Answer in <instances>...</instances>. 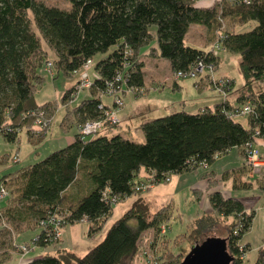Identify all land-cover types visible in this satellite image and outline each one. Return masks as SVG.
Wrapping results in <instances>:
<instances>
[{
    "label": "trees",
    "instance_id": "1",
    "mask_svg": "<svg viewBox=\"0 0 264 264\" xmlns=\"http://www.w3.org/2000/svg\"><path fill=\"white\" fill-rule=\"evenodd\" d=\"M65 1H69V9L38 0H0V138L5 142L14 141L20 130L30 144L41 141L44 137L31 139L27 134L40 111L49 122L46 131L49 129L53 116V110L46 108L49 102L39 105L33 99L43 83L45 63H50V71L53 69L52 79L59 74L78 76L88 61L86 71L90 69L93 74L88 72L91 96L71 105L80 92L72 97L76 91L72 87L58 97L63 110L59 129H74L71 142L0 177V186L7 191L6 203L0 206V224L5 219L24 224L25 231L36 229L29 244L44 247L60 240L54 230L60 232L67 224L79 221L88 224L87 236L101 233L113 214V204L133 200L106 229L101 242L84 254L77 256L57 246L53 252L14 264H133L141 235L158 231L172 217L168 203L154 210L146 192L156 185L169 184L176 175L198 170L204 172L201 178L205 180L210 210H203L190 223L188 237L205 239L206 233L223 220L229 225L225 239L234 257L231 264H242L240 256L249 245L240 247L238 242L252 225L254 206L246 205L247 198L228 194L223 185L227 176H232L233 189L251 187V182L243 178L248 175L247 152L256 151L263 163L259 170L264 168L260 150L264 143V89L254 90L255 83L264 82V0H209L211 3L206 4L202 0ZM226 17L230 18L227 25ZM248 22L256 25L247 31L236 29ZM192 25L210 28L214 41L210 47L186 42ZM226 53L238 58L242 86L236 88L234 80L226 76L225 86L215 87L208 72L182 77L196 78L198 91L208 86L218 92L221 98L212 106L195 111L181 107L141 122V142L121 134L107 137L101 133L107 126H118L120 119L114 125L105 122L101 131L84 139L77 131L87 120L106 121L97 107L105 106L101 98H112L106 92L107 83L121 91L118 95L122 100L128 92L136 97L147 93L145 58L168 61L174 86L182 79L174 78L175 72L187 73L198 63L206 70L210 68L215 81L221 79L220 56ZM99 55L103 57L97 58ZM116 76L120 80L115 82ZM232 90L238 91L233 104L228 100ZM123 105L124 101L119 110ZM231 151H240L242 164L232 160L220 174L211 169ZM9 160L11 155L0 154V165ZM201 191L200 186L193 190L197 203ZM161 237L168 241L166 235ZM165 254L164 261L158 260L159 255L154 258L157 264H180L171 251ZM258 256L255 264H260L264 249Z\"/></svg>",
    "mask_w": 264,
    "mask_h": 264
},
{
    "label": "rangeland",
    "instance_id": "2",
    "mask_svg": "<svg viewBox=\"0 0 264 264\" xmlns=\"http://www.w3.org/2000/svg\"><path fill=\"white\" fill-rule=\"evenodd\" d=\"M42 2L44 5L48 6H54L59 7L63 9H69L70 3L69 1L65 0H38ZM225 25L230 23V18L226 17L224 20ZM256 24L254 22H248L246 25H243L242 28L236 27L237 30L247 31L248 29H251ZM212 32L210 31V28L206 26H195L192 25L191 29L188 31L186 37V42L190 43V45L198 46L203 48L205 45L206 47H210V45L214 42L213 37L211 36ZM212 42V43H211ZM210 44V45H209ZM208 45V46H207ZM103 56L99 55L97 58H101ZM222 59V62L218 69V74H222L224 71H227V75L231 76L232 80H234V84L236 88L242 86L243 79L240 73V70L238 69V63L236 62L238 60L237 56H232L230 54H222L220 56ZM96 58L93 59V62ZM147 64V70L149 75L146 78V82L149 81L151 78H157V79H163L164 76H171L172 72H170L165 65L164 62H168L166 60H163L164 62H157L154 59H148L146 60ZM43 67V66H42ZM157 72H155V71ZM152 71V73H151ZM92 74V70H88ZM88 73V75H90ZM41 74L44 78L43 83L38 88V90L34 93L33 99L35 100L36 104H41L44 102H49V104L46 106L47 109L53 110L52 113V119L51 124L49 126V129L46 131V129L36 132V130H32L28 132L27 134L31 135V139H39L41 137H44L41 141L37 143H29L26 138V134L23 130H20L17 132V137L12 142H5L2 138H0V154H7L12 156V160L7 162L4 165H0V177L4 174H8L10 172H13L15 170L21 169L23 166H26L28 164H31L33 162H36L38 160H41L43 157L46 156V154L52 152L55 149H59L64 147L66 145L65 138H71L74 129L71 128L67 132H61V127L59 126L60 118L62 116L63 110L58 105V97L60 96L61 92L65 89L72 88L77 89L75 87V83L77 80V75H72V77L67 78L63 77L62 75H57L56 78L52 79V76L54 75L53 69L52 71H49L47 73L43 69L41 70ZM93 75V74H92ZM221 79H224L226 76H221ZM208 78V77H207ZM207 78H205L207 80ZM91 79V75H90ZM162 81V80H161ZM196 81V78H182L179 80L182 84L184 83L185 86L183 89L179 92L177 91H171L170 88L159 86L153 88V85L160 84L158 81H150L149 84H147L146 91L149 90L148 94L152 95L153 98L155 93L159 95L161 98L160 101H163V104L159 106L161 108L162 106L169 105V108L166 112H170L173 110H178L179 107L176 104L177 101L185 99V103L187 104L186 109L191 111L192 105H196V107L199 106V100H195L194 98L198 95L195 93L196 90L193 91L194 87L193 83ZM211 81V80H210ZM166 84H170L171 80L164 81ZM188 83V85H186ZM151 84V86H149ZM73 85V86H72ZM86 86V85H85ZM87 87V86H86ZM80 91L79 94L74 97L72 104L79 103L84 98L91 96V87H88ZM264 89V82L255 83L254 90H260ZM82 89V88H81ZM215 92V91H214ZM236 92V91H235ZM91 93V94H90ZM195 93V94H194ZM211 94V91L209 92ZM213 93V92H212ZM218 93V92H216ZM214 94V93H213ZM127 96V97H126ZM123 96V101L125 104V107L128 108L132 103L130 99L132 100H138L136 105L141 106L142 109L145 108L144 104L142 103L144 98L139 97L138 99H135L131 94L128 93V95ZM221 98V96H220ZM215 98H213L214 101ZM104 100H108L107 98H104ZM216 100V99H215ZM140 101V102H139ZM213 101L208 100L206 103H212ZM213 104V103H212ZM210 104V105H212ZM111 106L114 105L110 104ZM105 106V108H109L111 106ZM133 105V104H132ZM209 105V104H207ZM134 106V105H133ZM53 107V108H52ZM52 108V109H51ZM120 110H118L117 117L120 115ZM157 113V112H156ZM155 112H152L151 114H154L156 116ZM158 115V114H157ZM140 116V115H139ZM150 117V116H149ZM140 118V117H137ZM141 119V118H140ZM140 119L133 120L134 125L131 128L132 134H135V131H141L139 129L138 125H135L137 121ZM144 119V118H143ZM242 121H244V118H241ZM64 124H68L67 119L63 120ZM49 124H47L48 126ZM46 126V127H47ZM60 127V129H59ZM119 130H116L115 127H111V131L107 130L106 134L111 136L113 134H117ZM102 134H105V130L101 131ZM142 131L140 134L135 135L132 137V140L135 142H141L144 139ZM263 145V144H261ZM261 149V148H260ZM234 152V151H233ZM261 154L264 156V151H261ZM229 155V154H228ZM18 156V157H17ZM227 156V154L225 155ZM223 156V157H225ZM264 167V166H263ZM248 169V175L244 176L243 178L248 179L251 182V187L249 189L245 190H235L233 189L229 183H224V188L233 191L234 193L240 192L246 195L247 197H252L249 199V201H246V205L249 207V205L253 204V209L255 212L254 218L252 220V227L248 229V231L245 232V235L242 237L241 240L238 242V246L242 247L243 244L249 245V248L246 252H244L240 257L242 260V264H255L257 261V258H259V252L260 250L264 249V168L261 170H254V168H250L249 166H246ZM259 171V172H258ZM256 176V177H255ZM174 177L171 178L173 180ZM261 180V181H260ZM261 186V187H260ZM201 192L200 195V202L195 203L194 200L190 202L191 197L187 196L183 193L180 194H171L169 193V184H160L154 186V188H151L149 193L146 195L151 197L152 200V207L155 208V205H158L160 203H156L158 201H161L162 199L168 200L169 197H171L175 202V209L172 213V217L168 219L167 221H164L163 225L164 227V235H166V239L168 241H163L164 239L161 237V229H158V231L148 230L144 234L141 235L139 242V252L135 256L134 260L132 261L133 264H153V262L156 263L154 258H156L159 255L158 259L160 262L164 261L166 259V254L163 255V252H172L176 258L175 260H178V262L181 260L183 261L184 257H186L190 251L191 247L194 246L197 243H201L204 239H199L198 241L193 238H189L188 234L191 230L190 221L193 219V217L197 216L196 213H201L203 209H206V211L210 210L209 203L207 202V199L205 198L206 192H205V183H201ZM255 198V199H254ZM131 198H127L122 200L121 202H115L114 205V211L111 216V218L107 221L106 225L102 229L101 233H98L94 236H87L86 228H88V224H86L84 221H79L75 224H67V226H64L60 230V240L57 242V244H46L44 247L39 246H32L29 244V241L31 238L35 236L36 229L32 231H25L23 230V225L10 223L9 221L2 219L0 224V259L3 260L0 264H14L17 261H25L29 258H34L36 256H40L43 253L47 252H53L57 246L65 247L70 250L71 252L75 253L77 256H80L84 254L88 249H91V247L95 246L99 242H101V239L106 233V229L112 224V222L120 217L125 209H127L131 202ZM206 200V201H205ZM169 202V200H168ZM6 203L5 199H0V206L4 205ZM165 203V202H164ZM167 204V203H166ZM171 203H168L167 206L168 211H172ZM221 223L220 226H217V228H213L210 232L206 233L205 236H217V237H226L228 234V224H226L223 220H220ZM236 229V228H235ZM156 232V233H155ZM236 230L234 231V233ZM187 235V236H186ZM207 238V237H206ZM26 244H25V243ZM226 241V246H227ZM20 243H24V246L20 245ZM28 245V246H27ZM227 246V252L231 254L228 250ZM9 255H12V258L3 259L4 257H8ZM26 255V256H25ZM25 256V258H23ZM10 257V256H9ZM157 261V262H159ZM180 261V262H181ZM157 264V263H156ZM159 264V263H158ZM260 264H264V257H262Z\"/></svg>",
    "mask_w": 264,
    "mask_h": 264
},
{
    "label": "crops",
    "instance_id": "3",
    "mask_svg": "<svg viewBox=\"0 0 264 264\" xmlns=\"http://www.w3.org/2000/svg\"><path fill=\"white\" fill-rule=\"evenodd\" d=\"M186 38V37H185ZM208 46V45H207ZM204 47H206V45L204 46ZM148 59H154L155 61H157V62H164L163 61V59H158V58H152V57H148V58H145L144 59V62H145V67L143 68V73H144V84H145V86L147 85V84H149V82L150 81H158V83L160 82V84H154L153 85V88L154 89H156L155 87H158V88H160L161 86H163V85H166V86H164V87H167L168 89L170 88V90L171 91H177V92H179V91H181L182 89H183V87L185 86V84L183 83H181V82H179V80L178 81H176V82H174V86L172 85L173 83H172V76H164L163 77V79H157V78H151V79H149V81L148 82H146V78H147V76L149 75V73H148V70H147V67H146V65H148L147 64V61L146 60H148ZM237 63H238V60L236 61ZM165 63V65L164 66H166V68L171 72V70H170V67H169V63L167 62H164ZM155 71V70H154ZM156 72V71H155ZM151 73H152V71H151ZM157 73V72H156ZM221 75H225V76H229V75H227V71L225 72H223ZM229 77H231V76H229ZM162 80V81H161ZM166 80H171V83L169 84H166L164 81H166ZM195 83V82H194ZM193 83V86H195V84ZM186 85H188V83H186ZM149 86H151V84L149 85ZM160 86V87H159ZM152 87V86H151ZM234 89H235V87H234ZM194 90H196L195 91V93H197V95H198V97L196 96L194 99L195 100H199L200 102H199V106L198 107H196V105L194 106V105H192V106H190L192 109H191V111H195V109H198L199 107H204V106H206L207 104H209V106H212L213 104H215L217 101H219L220 100V96H219V94L218 93H216V92H214L213 90H211L208 86H206L205 88H202V89H199V91H198V88L197 87H194V89H193V91ZM211 91V94L209 93ZM148 92L149 91H147V93L146 94H143V95H139V97L141 96V97H143L144 98V100H143V104H144V106H145V108L144 109H142L141 108V106H139V105H136L137 104V102H138V100H132V99H130V101H131V103L134 105H130V106H128V108L127 107H125V104L123 105V108L121 109V111H120V115L118 116V118L120 119V122H119V124H118V126H115V128H116V130H119V132L117 133V134H121V135H123L124 137H126V138H128L129 140H132V137H134L135 135H137V134H140V132L141 131H135V134L133 133L132 134V127H133V125H134V122H133V120H135V119H140L139 121H137L136 123H135V125H140V123L141 122H143V121H146V120H150L152 117H153V115L154 114H151L152 112H157L155 115L156 116H158V115H161L162 113H165L167 110H168V108H169V105H167V106H162L161 108H159V106L160 105H162L163 104V101H160L161 100V98L159 97V95H157L156 93L154 94L155 96L152 98L151 96L152 95H150V94H148ZM214 94H213V93ZM129 93V92H128ZM128 93L127 94H124L123 96H126V95H128ZM194 93V94H195ZM91 94V93H90ZM129 94H131V93H129ZM131 96H133L135 99H138L139 97H136V96H134V95H132L131 94ZM127 97V96H126ZM236 97H238V91L236 90V92L235 91H233L232 90V92L231 93H229V95H228V100H229V102H231L232 104L233 103H235V99H236ZM104 98H107L108 100H104ZM213 98H215L214 99V101H213ZM211 99V101H213L212 103H206L208 100H210ZM101 101H102V103L106 106H109L110 104H112V98H110V97H103V98H101ZM140 102V101H139ZM186 101H185V99L183 98V100H179V101H177V103L175 104L174 103V105H177L179 108H186L187 107V104L185 103ZM210 104H212V105H210ZM158 114V115H157ZM140 115V116H139ZM150 116V117H149ZM156 116H154V117H156ZM137 117H140V118H137ZM144 118V119H143ZM245 122V121H244ZM105 130V136H109V135H107L106 134V132H107V130H109V131H111V128L110 127H108L107 126V128L106 129H104ZM74 134V133H73ZM114 135V134H113ZM71 140H72V137L71 138H65V141H66V143L68 144L69 142H71ZM261 149V151H264V143H263V146L262 147H260ZM263 156V155H262ZM18 157V156H17ZM234 161L235 163H238V164H242V157H241V155H240V151H231L230 152V154L228 155L227 154V156H225V157H221L216 163H215V166L213 167V168H211V169H213L215 172H217L218 174H220L223 170H224V168H225V166L226 165H230V162L231 161ZM227 167V166H226ZM226 169V168H225ZM9 174V173H8ZM201 174H204V172L203 171H195V172H187L186 174H182V175H176V177H174V179L173 180H170V183H169V190H170V192L169 193H171V194H180V193H183V194H185L186 196H187V192L189 193L188 195L191 197V199H190V202L192 201V199L194 200V202L195 203H197V201H196V197H195V195H194V192H193V190H194V188H199V186L201 185V183H205L204 181V179H202L201 178ZM246 176H248V175H246ZM231 178H232V176L230 177V176H227V181L226 182H224V183H229V185L232 187V180H231ZM223 190L224 191H226L228 194H230V195H235V196H237V197H240V198H247V199H250V198H252V197H247L246 195H244V192L243 193H240V192H236V193H234L233 191H230V190H228V189H226V187L224 188L223 187ZM147 193H149V192H146V194ZM145 194V195H146ZM147 199L148 200H150V201H152L153 199L150 197L149 198V196L147 195ZM255 199V198H254ZM133 200V199H132ZM131 200V201H132ZM168 200H169V202L171 203V205H172V213H173V211H174V209H175V201L171 198V197H169L168 198ZM168 200H167V202H166V200H164V199H162L161 201H158V202H156V203H160V204H158V205H155V208H154V210L155 209H157V208H160V207H162V206H165L166 205V203H169L168 202ZM165 202V203H164ZM131 203V202H130ZM199 203V202H198ZM153 205V204H152ZM203 210H205V209H203ZM203 210H202V212L201 213H203ZM201 213H196V215L197 216H195V217H193V219L190 221V222H193L194 220H195V218H197V217H200V215H201ZM253 220V219H252ZM252 227V226H251ZM209 237V236H208ZM207 237V238H208ZM215 237H217V236H215ZM219 238H221V239H223V238H225V237H219ZM206 239V238H205ZM10 256V257H9ZM8 256V258H12V255H9ZM26 256V255H25ZM25 256L23 257V258H25ZM32 258V257H31ZM30 259V258H29ZM21 262V260H19V261H17L16 263H20ZM143 264V263H142Z\"/></svg>",
    "mask_w": 264,
    "mask_h": 264
},
{
    "label": "built area",
    "instance_id": "4",
    "mask_svg": "<svg viewBox=\"0 0 264 264\" xmlns=\"http://www.w3.org/2000/svg\"><path fill=\"white\" fill-rule=\"evenodd\" d=\"M206 1H208L209 3H211V1L209 0H202L201 3L206 4ZM90 65V61L86 62L82 68V71L78 74V78H77V83L75 84V87H77V89H74L76 91L73 92V94L71 95L72 97L74 95H76L79 91L88 88L91 86V79H90V75H88V72L86 71V69L89 67ZM45 71L47 73H49L50 71V63H45ZM209 73V81L211 80L212 84L215 85V87H224L225 84L227 83V80L224 79H219L217 81H215V79L213 78L212 74H211V70L210 68H208V70H206L205 65H203L202 63H198L196 66H194L191 70H189V72H175L174 78H182V77H194V76H198V75H203L204 73ZM120 77L116 76L115 78V82L119 81ZM86 85V86H85ZM107 88H106V92L108 94H111L112 96V104L114 103V105H110L111 107L109 108H105V106H103L102 104H99L97 108H99V110L102 112L104 118L106 121H102L101 119H96V120H87L85 121L84 124H82L79 128V130H77L78 132H80L82 138H86V136L89 135H93L96 134V132L101 131V129L103 128V125L105 122H108L109 124H116L119 122V118L117 117V113L119 110V106H121L122 104V98L120 97V90H116L114 88V85L112 83H107L106 84ZM82 88V89H81ZM120 91V92H119ZM244 110H247V108H244ZM35 125L33 126L32 130H36V132L41 131L43 129L46 128L47 124L49 123L47 119H45L44 117V112L40 111L37 116L35 117ZM9 130V129H8ZM8 130H5L6 132H8ZM246 164L247 166H250L251 168H254V170H259L261 168V166L263 165L262 161L260 160V157L258 156L256 151H250L247 152L246 155ZM7 194V191L0 186V199L4 198ZM58 224V223H57ZM164 228L163 226H161V233L164 232ZM56 229V228H55ZM53 232H55L54 236L55 238L59 237L60 232L59 230H54ZM164 234V233H162Z\"/></svg>",
    "mask_w": 264,
    "mask_h": 264
},
{
    "label": "water",
    "instance_id": "5",
    "mask_svg": "<svg viewBox=\"0 0 264 264\" xmlns=\"http://www.w3.org/2000/svg\"><path fill=\"white\" fill-rule=\"evenodd\" d=\"M180 264H231L234 257L227 252L226 239L208 237L191 247Z\"/></svg>",
    "mask_w": 264,
    "mask_h": 264
}]
</instances>
